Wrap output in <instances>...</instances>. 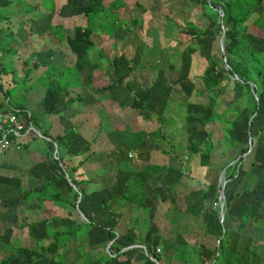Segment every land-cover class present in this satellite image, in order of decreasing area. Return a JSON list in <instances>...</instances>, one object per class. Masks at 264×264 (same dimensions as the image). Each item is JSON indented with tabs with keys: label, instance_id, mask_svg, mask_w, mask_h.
I'll list each match as a JSON object with an SVG mask.
<instances>
[{
	"label": "crops",
	"instance_id": "0c3cea01",
	"mask_svg": "<svg viewBox=\"0 0 264 264\" xmlns=\"http://www.w3.org/2000/svg\"><path fill=\"white\" fill-rule=\"evenodd\" d=\"M5 1L7 2L9 0H4V2ZM18 2L19 1L17 0V5H14V13L6 14L0 12V16L4 17L0 20V108H4L6 106L15 108L18 110L20 116L26 123L30 121L26 117L29 114L37 117L36 121H30L35 128L36 133H29L24 138L15 141L16 143H14L12 147L15 144L17 148L20 146L19 149L15 150L16 154L11 153V149L3 156H0V174L5 177L3 179L0 178V184L15 188L16 197H20L19 204H16L19 206L16 208L8 207L9 205L6 206V202L0 203V234L4 231V229L9 228L10 232L16 234L17 237L25 239L31 236L28 232L30 230L32 231V224L35 223L37 225L36 218L33 222L31 221L32 223H28L30 222L28 214L39 211L40 209L38 207L37 200L34 198L28 200L26 197L24 198V195L29 189L42 184L44 179L47 178H44V175H42V171L39 168V165L42 162L47 163L48 153L47 144L45 142L46 138L42 135L41 131L47 130L53 137L63 133L62 130L60 133L58 132L55 135L52 134L54 129L53 126L55 125V121L52 118L57 119L54 117V114L57 116L59 112L44 113V107L41 101L50 82L47 79V77L51 75L49 74V71L54 70L55 68V71L58 72L62 68L66 67L75 68L78 71L80 85L78 87H71V94L75 93L76 95H68L65 99L76 96H79L81 99L62 104L60 106V118L57 119V121H59L63 126H66L67 124L68 127L73 126L76 130L78 129V136L72 144L73 153L72 155H67L65 160L69 161L70 167L72 164L84 160L75 174L71 170H69V172H71V176L68 175V172L66 173L68 178L80 174L77 176L78 179H83L85 181L84 187L86 188L88 195L85 199L86 204L84 206V211L89 216H92L96 221H98L96 219L98 215L103 217L101 214L103 209H105V220L108 221L112 218H116L117 220L119 211H121V209L127 204L132 205L134 213L129 218V228L133 216L138 212L136 211L135 204L133 202L124 201L123 195L126 192L128 180L134 174H138L143 178L145 189L143 205L146 206L149 211H151V206H148L147 204L150 203L149 199L151 196L152 199L155 198V201L151 200L152 202H155V206L164 203L167 198H174V195H165L164 188L167 190L170 189L169 185L171 187H176L180 183L178 178L181 174H186L185 167L182 168L176 159L172 162L162 160V158L167 157L166 155L168 153H165L166 151L161 147V144L157 143H166V140L171 141L174 136L168 137L166 132L163 130L164 126L157 127L155 130L149 128V125H151L149 124V121L152 120L151 114L153 113L159 116L163 108H165V101L167 102V100L171 99L168 92L164 93L162 88L160 89L161 91H159V88L163 85H160L157 83L159 81L155 80L154 83H157L156 88L148 89L147 94H149V96L142 98L140 100L141 103L137 106V108L134 107L135 105L133 104L135 100L131 101V103L128 102L129 100L123 102L121 99V96L125 93L124 89L127 88L126 86L129 87V92L127 93L132 95V97L133 92L137 91L136 93H140L141 91H144V87L139 85V76L141 73L139 70H132L128 67L129 62L140 59L141 55L137 56L135 49L137 47L136 45H138L140 41H144L142 40V32H140V38L136 39L134 42H132L131 38L124 36L120 38L117 37L116 34L118 29L121 28V25L124 26L126 30L133 28L134 25L131 24V20L134 18H137L138 22L136 26H140L141 31H143L146 27L148 28V21H146L145 18L143 20V17L141 20L140 16L145 13H149V15L151 14V16H153V11H149L145 6H143L140 0H103L102 4L106 8V17L96 21L99 25L95 29L96 32L90 40L94 45L93 48H95V50L91 53L88 52L84 57V51L89 45H92L91 42H88L87 38L91 35H89L90 31L87 29L86 18L82 15L84 6L88 0H85L84 5H82V10L79 11L80 15L79 12L75 13V6L77 5L71 3L69 6L68 0H54V6L49 8V10L44 9L42 6L35 7L36 3L33 2H29L28 5H30V7H26L25 5L19 6ZM194 5L195 6L193 8L195 10H201L198 2ZM263 9L264 0H261L254 7L253 17L257 18L258 14L261 13ZM66 10L68 13L64 12ZM18 12L22 14L19 16L20 19L15 17ZM76 14L80 16L79 19H76L78 18ZM108 15H112V17H109ZM73 16L76 18L73 19ZM125 16L127 17L124 19L123 17ZM147 16L148 14L146 17ZM53 25L60 27L62 32L60 31L61 33L53 34L50 31V28ZM127 32L130 33L129 31ZM50 34H53L54 38L50 36ZM61 34H63V38L62 40H58V37ZM247 39L251 46L264 52V30L258 25V23H249L247 29ZM201 41L202 38L199 39V44ZM107 45L109 47L106 49L105 46ZM211 55L215 54L211 53ZM122 60H125L126 63L124 61L123 64ZM96 63L98 66L94 67L91 72L93 65ZM15 67H17V69H15ZM9 71L11 74L8 73ZM90 72L92 73L91 83L92 85L94 84L93 87L101 88L111 83L115 84L114 87L112 89L102 90L89 88L86 85V79L84 80L83 78H86V75ZM117 74H119L121 78L116 79L115 76H117ZM19 83H22V86L28 88L30 91L26 97V104H28V107L24 105V107H21L22 104L18 103L11 104L9 101V89L16 87ZM35 83L41 87L42 95L40 96L35 95L32 92V87ZM151 83V80H149L147 82V86L150 87ZM154 83L152 85H154ZM152 89L154 90L152 91ZM201 89H203V87L200 88V86H197L194 89V94H196L198 99L199 95L196 91ZM213 93L215 97H212L211 99H217L219 94L216 90H214ZM36 94H38V91ZM205 98L208 97L202 96L201 103H198L199 101L197 99L194 103L191 102L186 104L200 108H208V102H204ZM127 102L129 106L126 105ZM142 104L145 106V115H147L145 117L141 115L139 107ZM205 104H207V106H205ZM231 104L232 103H228L224 105L226 107ZM93 106L95 107V109H93L94 114L93 111L89 112L92 110L91 107ZM125 106H128L130 109L128 111H122ZM34 107L35 110H32ZM114 107H117L119 112L116 109L114 110ZM214 107L213 109H215ZM243 111L239 114H234L239 116ZM98 112L104 114L106 112V115L101 117V113L97 114ZM140 116H142V120L138 119ZM244 116L246 118V114H244ZM42 118H44V120H42ZM134 118L136 120V125L133 126L131 122ZM231 118L233 119V124L235 125L234 116ZM39 123L43 127H37V125H40ZM106 123H108L107 126L105 129H102V124ZM159 129L160 133L163 135L162 137L154 135V131ZM138 132L141 137L139 141L143 142L144 147L140 145L137 147L139 150H143L142 156L144 159L138 161V163L124 165V162L131 161V158L136 155L135 152H133V155V153L129 151V147L126 144L125 139L128 134H136ZM39 139H43L44 141ZM174 143L175 144L169 142V145L173 146L171 152L168 154L173 158L175 156H180L182 151L183 154L186 152L184 149L181 150V147L178 146L177 142ZM175 147L179 148L178 153L175 151ZM262 151L264 157L263 149L259 151V154H257L258 163L261 162L260 155L262 154ZM153 160H155L156 164H158V168H162L160 172L164 170L168 177V181L166 184H163L164 187L162 189V193L160 194L158 192L156 193V191H152L153 185L151 178L147 176V174L152 172L150 170L151 165L149 164H153ZM163 163L167 164V166H164ZM185 163L186 161L183 160L184 165ZM103 165L105 166L104 170ZM157 166L155 165L154 168ZM251 171L252 170L246 172V174L243 175L239 181L229 182L227 193L230 196L231 207L228 214V226L231 228V232H233V238L231 236V243L236 244V248L238 250L245 251L244 249L247 244V240L250 238L252 240L253 249L256 252L250 256V263H248L247 253H245V256L240 258L239 264H264V164L262 165L261 170L256 172L257 176L255 180L247 182V178H250L248 175H251ZM173 174H178V176L176 175V180L172 181L170 178ZM169 191H171V189ZM98 196L100 197L98 204L99 209L95 210L89 208L88 201L90 198ZM114 198H117L116 209L112 208L107 210L106 206H108L110 200ZM103 200H106L105 204H103ZM245 202L258 206V211L255 217L249 218L244 228L238 231L242 207ZM53 207L57 206L52 204V208ZM114 210H117V215L108 218L107 212ZM20 211L23 213L22 220L18 218ZM37 214L40 215L41 213L38 212ZM149 214V222L141 221L140 219L137 224L138 231L143 230L145 235H147V232H149L152 228L151 224L153 222V218H151L150 212ZM52 216L53 217L50 221H52L54 216H56L55 213L54 215L52 214ZM207 217L212 225L214 218L210 219L212 216ZM201 219L205 227L203 216ZM105 220H99L98 222H105ZM107 226L110 228L108 224ZM46 229L48 233L58 231V228L51 229L48 226H46ZM113 229L118 233L123 232L120 229L118 230L117 227ZM112 241H110V244ZM238 242L242 243L240 244L241 246H238ZM138 245L140 244H135L129 246L128 248H136L139 247ZM140 246L144 248L142 245ZM105 253L107 252H104V254ZM243 259L244 261L242 262Z\"/></svg>",
	"mask_w": 264,
	"mask_h": 264
},
{
	"label": "rangeland",
	"instance_id": "374dc122",
	"mask_svg": "<svg viewBox=\"0 0 264 264\" xmlns=\"http://www.w3.org/2000/svg\"><path fill=\"white\" fill-rule=\"evenodd\" d=\"M40 0H23V5L27 6L29 2L37 3ZM107 2V1H106ZM143 6H145L149 11H153V16L149 13L141 14L140 19L143 20L144 18L146 21H148V28L144 31H141L140 26H134L130 30H126L124 26L121 25V28L118 29V32L116 34L117 37L122 38V36L131 38L132 42H134L136 39L140 38V32L143 39L146 41L147 35L151 38L152 44L159 47V50L157 52H146L145 55H148L146 60H143V63L138 65L139 60H134L132 62H129V66L132 70H139L141 73L139 76L140 84L143 88V92L140 93L133 92L132 95H129V87L124 89L125 93L121 96V99L124 101L129 100L128 102L134 101L133 105L137 108L138 105L141 103V99L145 96H149L148 89L149 88H156V84L159 83L162 84L159 88H162L164 93H169L171 99L165 101V108H163L161 114L164 116V119L160 120L158 119V116L156 114L152 115V120H150L149 128H152V130H155L157 127L164 126L163 130L166 132V134L172 137L171 141L166 140V143H157L161 144V147L164 148L166 151L165 153H170L172 150V146L169 145V142L175 144L174 142H177L178 146L181 147V150H185L186 152L180 156H175L174 158L172 156L166 155L167 157L162 158V160L170 161L172 162L174 159H176L179 162V165L186 169V174H181V176L178 178L180 183L175 187H170V189L164 188L165 195H174L175 197L172 199L167 198L164 203L154 205L155 202H152L151 200L155 201V198L149 199L150 203H148V206H151V218L152 219V228L149 232H147V235L144 236L146 241H150L152 243L154 250L156 253H161L158 251V247L167 253V255H176L177 252H180L179 248L181 247L182 239L187 241L188 246L185 248L184 253L182 255L183 258H175L172 260V264H201L198 259V253L196 251V244H199L202 252H203V258H207V264L212 261L214 258L213 256V250L214 246L216 245V236L214 234L204 235L203 234V222L201 217L199 216V213L204 209V214L206 216H212L210 219L214 218V222L218 220L219 218V211H218V192H217V184L219 179V173L222 170V166L224 163L230 159H233L235 155L238 153V148H229V154L228 156H225L222 152L223 149V143L221 142V128L219 125H217L215 122L208 120L210 114L213 111H217L218 113L221 112L222 109H225L224 104L233 103L236 102L239 97H241L242 89L241 87H236L232 89V85L228 84L224 87V92L222 94H219L217 99H211L212 97L205 98L204 102H208V108H200L196 106H191V103L195 102L198 98L196 97V94H194V89L197 86H200V88L203 87L200 80L195 81L194 77L197 78L201 73H203L204 68L207 67V62L204 60V55L206 54H215L216 57L219 59L216 60V65L211 68V70L215 69V72L218 73L220 71H224V65L221 59V48L219 45V39L221 31L218 30V25L220 24H210L209 21L205 18V16L200 13V11L195 10L193 7L194 4L198 2V0H140ZM68 5L70 6L71 3H73L75 6L76 12H79L82 10V5H84L85 0H68ZM17 5V0H9V1H2L0 3V12L10 14L14 13V8ZM199 5V4H198ZM200 6V5H199ZM2 10V11H1ZM68 13V11H64ZM147 12V11H146ZM64 13V14H66ZM219 13V12H218ZM70 14V13H69ZM148 16L146 17V15ZM22 15L19 12L16 14V18L20 19L19 16ZM77 15V14H76ZM80 15V12H79ZM79 15H77L78 18L72 17L73 19H79ZM197 15V16H196ZM220 15V14H219ZM109 17H112V15H108ZM151 18L149 19V17ZM27 17V16H26ZM127 16L123 17L124 19ZM166 17L173 18L177 24H179V28L176 29L171 35L166 34ZM153 18V19H152ZM202 19V20H201ZM109 20V18H108ZM128 21V20H127ZM186 21L192 22L193 24H197L201 27H206V33L202 38V41L199 44V41L197 43H194L193 36L195 34L194 30H190L184 27V24ZM110 22V21H108ZM126 25V24H125ZM232 23L228 26H226L225 31V37L229 36L231 31ZM220 26V25H219ZM142 28V27H141ZM53 34H58L61 29L58 26H54ZM129 31L130 33H128ZM146 32V34H145ZM144 33V34H143ZM53 34H50V36H54ZM49 35V34H48ZM54 38V37H53ZM200 38V39H201ZM144 41V42H145ZM49 42V41H47ZM141 43L138 45V50L136 51L137 56L141 55L144 51L145 44ZM192 43V45L189 47L187 52L182 53V49L185 48L188 44ZM137 46V45H136ZM135 46V47H136ZM106 49L109 47L108 45L105 46ZM124 48V47H122ZM121 48V50H122ZM95 48L92 46L89 48L88 52H93ZM184 54V55H182ZM15 55V54H13ZM92 56V55H91ZM138 59V58H137ZM123 64L125 60H122ZM155 62H158L159 66L155 68L152 64ZM126 63V61H125ZM145 63V64H144ZM174 65V68H171L170 65ZM120 66V65H118ZM17 69V67H15ZM145 70V71H144ZM18 72V70H17ZM9 74L10 71L8 72ZM48 74V72H47ZM49 74L50 76L47 77L48 81H50L51 77L58 74V72L54 70H50ZM48 74V75H49ZM116 75V74H115ZM114 76V75H113ZM114 78V77H113ZM116 79L121 78L119 74L115 76ZM124 78V77H123ZM194 78V79H193ZM86 79L85 77L83 78ZM125 79V78H124ZM151 80V86H147V82ZM155 80H158L159 82L154 83ZM124 82V81H123ZM154 83V85H152ZM114 84V83H113ZM94 85V84H93ZM33 93L35 95H42L41 93V87L34 84L32 87ZM152 89V91L154 90ZM193 89V90H191ZM38 91V94H36ZM29 89L22 86V83H19V85H16V87L9 89L8 96L10 97V103L11 104H22L24 106L28 107V104H26V97L29 93ZM131 93V92H130ZM218 93V92H217ZM76 95L75 93H72ZM71 92L69 96L72 95ZM87 98V97H86ZM202 96L199 95L198 103L202 102ZM187 101V102H186ZM128 105L129 106V104ZM31 103V102H30ZM132 103V102H131ZM32 104V103H31ZM185 104V105H184ZM126 107L122 111H128L130 108ZM215 106V107H214ZM120 107V106H119ZM140 107L141 115L143 117L147 116L145 111V106L142 104ZM213 107L215 109H213ZM91 111L94 110L95 107H91ZM109 109V108H108ZM116 109L118 112L119 110L117 107L113 108ZM111 109V110H113ZM35 110V107L32 109ZM245 110L239 115H235L234 113H229L228 116L232 117L234 116V130L230 133V138L235 141L245 142L248 138V124L246 121V118L244 116ZM36 113V112H35ZM101 112H98L99 114ZM115 113V111H114ZM60 112L58 113V117L54 114V117L59 119L60 118ZM101 117L106 115L104 113L100 114ZM142 116H140L138 119L142 120ZM64 117V116H63ZM149 118V117H148ZM55 122V125L53 126V135L60 133L62 130L68 128L67 124L66 126H63L57 119L52 118ZM44 120V118H42ZM41 123V122H40ZM39 123V124H40ZM44 124V121H43ZM108 123L102 124V129H105ZM131 124L136 125V120L132 119ZM85 125V124H84ZM141 125V124H140ZM43 127L41 124L37 125ZM132 126V128H133ZM99 128V125H98ZM148 128V127H147ZM148 128V129H149ZM78 130V129H77ZM212 130V140L214 142V149L212 151L211 157H210V163L209 166L206 165V159L204 158V149H203V142L206 140L207 132ZM34 132L33 134H35ZM257 128L252 127L251 136L253 138V141L256 143L257 140ZM166 135V136H167ZM141 137L138 133L134 134H128L125 141L126 144L129 147V151L131 153L135 152V156L131 158V161L124 162L125 164H134L138 163V161L143 160V150H139L137 147L138 145L143 146V142H140L139 140ZM175 139V140H174ZM220 139V140H219ZM262 139H264V135L262 136ZM43 140V139H39ZM44 141V140H43ZM176 144V146H177ZM16 145V144H15ZM13 146L11 149V153H15L17 149L20 148V146L17 148V146ZM23 145V144H22ZM22 149V147H21ZM175 151L178 153V147L174 148ZM173 149V150H174ZM263 150L260 147L257 149V154H259V151ZM16 154V153H15ZM134 155V153H133ZM79 159V158H78ZM261 164L259 165V168H254L253 171H251V175H248L250 178H247V182L254 181L257 174L256 172L261 170L262 165L264 164V157H263V151L260 155ZM183 160L186 161L185 165L183 164ZM153 160V164L151 165V173L147 174L151 178V182L153 185L152 191H156L159 194L162 193L163 184H166L168 181V177L166 175V172L164 170L161 171L162 168H158V164H156V161ZM263 161V162H262ZM67 166L70 167L69 161ZM46 163V162H45ZM42 162L39 165V168L42 171V175L45 177H49L52 173L51 169L48 167L47 163L45 164ZM123 165V166H124ZM157 166L154 168V166ZM164 166H167V164H164ZM161 166V165H160ZM159 166V167H160ZM105 169V166L103 165V170ZM147 170V169H146ZM166 170V168H165ZM255 172V173H254ZM68 175L71 176V172H68ZM178 176V174H176ZM176 175L173 174L171 176V180H176ZM0 178L3 179V177L0 174ZM258 178V177H257ZM1 182V181H0ZM229 181L226 182L225 185L228 184ZM207 186L210 188L208 198L207 200L203 199L202 191L207 188ZM16 189L9 187V186H3L0 184V203L6 202V206L11 208H16L19 205V199L20 197H16ZM65 193H69V196L72 200H74V193L73 191H68L66 188L63 190ZM15 197V198H14ZM117 198L111 199L109 202V205L106 206L107 210L114 209L117 205ZM89 200V199H88ZM99 201L100 197H94L90 198L88 201L89 208L92 209H99ZM158 201V200H156ZM85 202L83 207L85 206ZM40 208L39 211L32 212L28 214V219L32 223L33 220L36 218V229L32 231L30 230L28 232L29 238L20 239L16 236V234H13L10 232L9 228L4 229L2 233L0 234V255H6L10 253L9 245L17 246H27L30 248H36L38 242L37 239H42L45 235V229L46 226H48L51 229H67L69 228V221L63 220V219H57L56 216H59L60 214H66V211L63 207H53L50 202H42L40 205H38ZM116 209V208H115ZM10 210V209H9ZM146 210V209H145ZM41 213L38 215L37 213ZM81 212V211H80ZM102 216L98 215L96 219L99 221H104L105 218V209L101 211ZM35 213V214H34ZM43 213V214H42ZM54 216L52 219V214ZM134 213V208L132 205L127 204L125 205L121 211H119V216L116 220V218L109 219L107 224L115 228L117 227L118 230H122V236L119 239L120 244H124L125 248H128L129 246L140 244L135 242V235L133 232L128 229V221L130 216ZM150 214L146 216V213L142 215V219L144 221H150ZM168 216V217H167ZM19 219H23V213L22 211L19 212ZM225 218V216H224ZM57 222H56V221ZM32 221V222H31ZM220 222V218H219ZM221 223V222H220ZM210 224V223H209ZM115 226V227H114ZM142 226V225H139ZM232 227V226H231ZM154 231H153V230ZM142 232H144L142 230ZM231 236L233 238V232H231ZM82 244V247L84 248V251L91 252L88 253L84 259V261H80L79 253L75 252L76 246H80V243L76 242L74 240H70L67 247L64 249V253L67 252V263L66 264H100V260L102 258V254L104 252H109V246L110 241L109 237L105 234V232L102 229H99V227L95 226L91 228L88 233L83 237V239L80 241ZM160 243V244H159ZM238 246H241V242H238ZM143 246V244H140ZM138 249H143L144 252L145 248H142L141 246L136 247ZM142 250V251H143ZM147 254V253H146ZM149 257V260L151 262H154L156 264V261L151 259V255L147 254ZM138 255L136 254V257ZM82 257V256H81ZM104 258V257H103ZM83 259V258H82ZM90 259V260H87ZM244 259L242 260V262ZM81 262V263H80ZM108 264H144V262L141 260H134L131 258V256L127 258H118V259H110L107 261ZM13 264H21L19 260H16ZM48 264H56L55 258H52ZM147 264V263H145ZM222 264H228L227 261H224Z\"/></svg>",
	"mask_w": 264,
	"mask_h": 264
},
{
	"label": "trees",
	"instance_id": "16d2710c",
	"mask_svg": "<svg viewBox=\"0 0 264 264\" xmlns=\"http://www.w3.org/2000/svg\"><path fill=\"white\" fill-rule=\"evenodd\" d=\"M2 1L4 0H0V3ZM18 1V5L23 6V0ZM102 1L103 0H88L82 12L83 17H85L87 21V29L90 31L89 35H91L90 37L87 35L89 43L91 42V37L96 32L95 29L99 25L96 21L106 17V8L103 6ZM210 1L211 5H208L207 0L198 1L201 13L205 16L209 23L219 24L221 20V16L218 13L219 8L222 9L224 14L222 19L225 28L230 24V22L232 23L230 26L231 29H229L231 33L229 36H226L224 40V51L227 56V62L229 63V69H224V71L222 70L218 73L215 72V69L211 70V68L216 65V60L219 58L216 57V55L207 54L203 57L207 62V67L204 68L203 73L197 76V78L194 77L195 79H193L195 81L200 80L201 84L203 85V89L196 91V93L198 95L207 96L208 98L215 97L213 93L214 90H216L218 94H222L224 92V87L228 84L232 85V89L236 87H241L242 89V95L237 99L236 102L226 106L225 109H222L219 113L217 111H213L210 118L208 119L215 122L221 128V142L223 143L222 152L225 156H228L230 152L229 148H238L237 155L245 153L249 148L247 139L245 142H240L233 141L230 138V133L234 128V124L233 119L231 117L229 118L228 114H239L241 111L245 110L247 122L250 116L255 114L249 129L251 132L252 127L257 128L258 134L256 143L254 142L253 147L247 156L240 157L239 160L228 166L225 170L226 180L229 182H237L243 175L246 174V172L250 170L253 171L254 168H259L260 164L258 163L257 149L260 146L262 149H264V139H262V136L264 135V52L259 51L251 46L247 39V29L249 23H258V25L264 30V9L258 14L257 18H254V7L261 0ZM53 4L54 0H41L35 4V7L42 6L44 9L49 10V8L54 6ZM26 7H30V5H27ZM3 18L4 17L0 16V20ZM137 22V18L131 20V24L134 26L137 25ZM219 25L218 30L221 31ZM208 26L201 27L189 21H186L184 24L185 28L195 31V34L192 37V41L194 43H197L199 39L205 35ZM178 28L179 24H177L173 18L166 17L167 35H171ZM52 29H54V25L50 28L51 32H53ZM62 38L63 34L59 35L58 40H62ZM141 43L143 42L140 41L138 45ZM144 44V51L141 54L138 63L140 66L143 63V60H146L148 56L145 55L146 52L149 51L150 54H152L151 52H157L159 50L158 46L152 44L151 38L148 35ZM138 45L135 49V52L138 50ZM191 45L192 43L185 46V48L182 49V53L187 52ZM91 46L94 47L93 44L89 45L84 51V57L87 55ZM152 65L155 68L159 66L158 62H155ZM96 66H98L97 63L93 65L91 72ZM170 67L174 68L175 66L172 64ZM91 72L86 75V85L89 88L102 90L112 89L114 87L115 84L113 83L101 88L93 87L91 83ZM234 74L238 76L237 80L232 78V75ZM250 82L253 85H251ZM79 85L80 77L78 71L75 68L66 67L58 71V74L51 77L47 90L41 101L44 107V113H58L60 112V106L62 104H66L67 102L77 99L80 100L81 98H79V96L65 99V97L70 94V88L74 86L78 87ZM205 106H207V104H205ZM21 107L24 106L22 105ZM26 117L28 120L33 122L37 119V117L32 114ZM158 119L162 120L164 119V116L160 114ZM41 133L46 138L45 142L48 148L47 164L52 173L49 177L44 179L42 184L29 189L27 193H25L24 198L26 197L28 200L34 198L37 200L38 205L44 201H48L56 205L57 208L63 207L66 211V214H60L59 216H56V218L68 220L70 223L69 228L54 231L53 233H48L46 229L44 237H42V239H37L38 244L36 248L9 245L10 253L6 255H0V264H13L16 260H19L21 264H48L52 258H55L56 264H66L68 255L67 252L69 249L66 251V253H64V249L67 247L70 240H74L76 245L77 242L80 243V246H76L75 252L79 253L80 261L83 262L89 252L83 250L84 248L82 247L80 241L94 226H97L99 229L105 231V234L109 237V241L113 240L109 246V252L102 254L103 256L99 262L100 264H108L107 261L113 258H127L129 256H131L133 261L136 259L139 261L141 260V263L143 261L144 264H155L149 260L147 254H150V257L154 258L157 262H159V264H172L173 259L183 258L182 255L184 250L188 246L187 241L182 239L181 247L179 248L181 251L177 252L175 256L167 255V253L162 251L159 247L157 249L161 253L158 254L155 252L152 243L145 240V233L142 232V230L138 231L137 224L139 223V220L141 219V221H144L142 219V215L146 213L147 216L150 212L149 209L143 205L145 189L143 178L140 175L134 174L128 180L123 199L125 202H133L135 204V209L138 213L133 216L128 229H130L135 235V242L143 244L147 254L143 249L142 251L138 248H125L124 244L119 243V239L123 235L122 233H118L112 227L109 228L106 224V221H96L92 216H89L84 211L83 205L88 195L86 188L84 187L85 181L83 179H78L77 176L80 174L70 177V180L65 177V172H69V170L73 171L75 174L84 161L81 160L78 163L72 164L71 167H68L67 162H65V157L67 155H72L73 153L72 144L78 136L76 128L69 126L68 128L64 129L62 134H58L55 137L51 136L47 130H43ZM154 135L159 137L163 136L162 133H160V129L154 131ZM212 135L213 131H208L206 140L203 142L204 158L206 159V165L208 166L212 151L214 149ZM237 155H235L233 159ZM231 160L232 159L226 161L222 168L225 167ZM229 182L224 187L226 209L223 222L220 223L218 218V220L213 222L211 225L209 224L210 221L208 217L206 214H204V209L199 214L201 217L203 216L205 222L204 234H214L216 236V241L220 239L219 243L217 244L216 242V245L214 246V258L208 264H222L224 261H227L228 264H239L240 258L244 257L245 253H247V261L250 263V256L256 253L253 249L252 240L250 238L247 240V244L244 249L245 251L238 250L236 248V244L231 243L232 230L228 226V214L231 207L230 196L227 193ZM71 183H73L76 188H73ZM64 188H66L68 191H73L74 200L70 198L69 193H65L63 191ZM208 189L210 188L207 186V188L203 190L202 196L204 200H207L208 198ZM79 193H81L80 198ZM78 198L79 201L77 202ZM105 203L106 200H103V204ZM79 211L83 213V217L80 216ZM257 211L258 206L255 204L248 202L244 203L240 216L241 220L238 231L244 228L249 218L255 217ZM115 215H117V210L107 212L108 218H111ZM32 227L35 230L36 224L33 223ZM195 247L198 253V259L201 261L200 263L207 264L208 259L203 258V252L200 245L196 244ZM136 254L138 255L137 257Z\"/></svg>",
	"mask_w": 264,
	"mask_h": 264
},
{
	"label": "built area",
	"instance_id": "2783aa9c",
	"mask_svg": "<svg viewBox=\"0 0 264 264\" xmlns=\"http://www.w3.org/2000/svg\"><path fill=\"white\" fill-rule=\"evenodd\" d=\"M32 132H36L35 128L22 119L18 110L11 106L0 108V156L11 150L15 141Z\"/></svg>",
	"mask_w": 264,
	"mask_h": 264
},
{
	"label": "water",
	"instance_id": "95a60500",
	"mask_svg": "<svg viewBox=\"0 0 264 264\" xmlns=\"http://www.w3.org/2000/svg\"><path fill=\"white\" fill-rule=\"evenodd\" d=\"M207 3L208 5H211V1L210 0H207ZM218 12L221 16V20H220V28H221V34H220V39H219V45H220V48H221V56H222V62H223V65H224V68L225 69H229V63L227 62V56L225 54V51H224V40H225V31H226V28H225V25H224V22H223V11L222 9H218ZM232 78L234 80H237L238 79V76L237 75H232ZM251 85H253L251 82H250ZM254 115H251L249 120H248V144H249V148L248 150L245 152V153H242L240 155H238L234 160H232L231 162H229L227 166L229 165H232L234 164L238 159H240V157H245L252 149L253 147V144H254V141H253V138L251 136V132H250V129H249V126L251 125V122L254 118ZM56 152V150H55ZM226 167H224L221 172L219 173V179H218V202H219V218H220V222H223V219H224V216H225V194H224V187H225V184H226V178H225V170H226ZM65 177L68 178V175L67 173L65 172ZM69 179V178H68ZM72 186L74 188L75 185L73 183H71ZM81 196V193H79V198ZM79 198L77 200V202L79 201ZM80 215L83 217L84 215L79 211ZM224 231V230H223ZM220 239L217 241V244L219 243ZM140 246V245H138ZM151 259H153L154 261H156L154 258L151 257ZM156 264H159V262L156 261Z\"/></svg>",
	"mask_w": 264,
	"mask_h": 264
}]
</instances>
